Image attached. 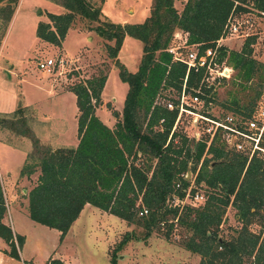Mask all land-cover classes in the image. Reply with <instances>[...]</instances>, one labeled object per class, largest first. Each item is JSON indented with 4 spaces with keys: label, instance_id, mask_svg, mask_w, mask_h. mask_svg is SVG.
<instances>
[{
    "label": "trees",
    "instance_id": "trees-1",
    "mask_svg": "<svg viewBox=\"0 0 264 264\" xmlns=\"http://www.w3.org/2000/svg\"><path fill=\"white\" fill-rule=\"evenodd\" d=\"M55 1L67 13L50 15L51 23H40L37 36L56 47L62 46L76 16L90 22H99L102 16V9L88 0ZM19 2L0 0L4 29L12 22ZM236 2L242 5L236 6ZM245 6L264 16V0H188L182 12L176 9L175 0H153L143 24L106 22L99 26L97 31L114 42L108 47L109 55L129 85L122 119L112 129L96 114L107 82V77L101 76L71 89L80 113L77 147L52 150L41 144L25 121L21 126L9 122L10 129L34 146L20 173L21 178L38 174L25 195L29 218L58 230L63 242L85 207L91 205L140 228L145 241L163 227L166 239L177 227L189 231L183 245L202 257L200 264H264V223L260 232L250 228L260 212L264 220V161L253 159L248 164V159L228 152L219 142L207 150L205 142L196 143L180 134L181 124L173 132L178 111L155 104L161 92L171 87L181 91L187 76V66L174 62L167 52L175 34H189V45L200 46L201 51L215 47L234 10L254 13ZM6 34L0 36V49ZM126 36L144 45L136 73H130L118 59ZM256 41L255 35L249 37L241 51L221 48V57L237 71L232 84L239 87L229 92L232 106L222 104L229 110L225 112L250 115L263 101L264 62L253 57ZM200 80V75L191 72L187 85L197 86ZM114 116L120 117L119 113ZM190 169L196 175L193 185L183 176ZM202 187L213 190L204 203L194 206L185 202L190 188L195 195ZM230 206L237 208L243 226L227 241L220 236V228ZM7 212L0 177V238L9 245V254L19 259L25 239L5 223ZM128 241L127 237L124 244ZM47 264L67 263L50 259Z\"/></svg>",
    "mask_w": 264,
    "mask_h": 264
},
{
    "label": "rangeland",
    "instance_id": "rangeland-1",
    "mask_svg": "<svg viewBox=\"0 0 264 264\" xmlns=\"http://www.w3.org/2000/svg\"><path fill=\"white\" fill-rule=\"evenodd\" d=\"M88 1L102 9L100 21L90 22L76 16L61 47L37 36L40 23H51L50 15L67 13L55 0H20L7 30L0 22V36L7 32L0 49V174L8 194V218L20 234L27 236L24 255L34 264H46L59 246L58 250L64 252L72 264H113L114 260L115 264H200L202 257L184 248L183 241L190 236L189 231L179 227L170 239H166L163 227L145 241L140 228L87 205L67 234L66 241L60 245L61 234L57 230L37 224L14 209L15 206L24 207L25 193L27 195L35 185L38 174H34L33 179L20 180L21 170L29 163L28 156L34 146L30 139L9 128L10 121L19 126L25 121L41 144L52 150L77 147L80 113L71 89L101 76H106L107 82L96 114L112 129L122 119L129 85L121 79L116 60L109 55L108 47L114 46V42L104 38L97 28L106 22L122 26L143 24L150 16L153 0ZM182 1L175 0L178 11L182 9ZM240 18L251 19L250 33L257 37L253 57L264 62V16L254 12ZM245 41V38L231 37L223 45L229 50L241 51ZM143 47L139 39L125 37L118 59L130 73L138 72ZM47 59L63 61V66L51 73L40 70L39 63ZM236 73L231 80L222 81L217 87V112L229 111L222 106L224 103L232 106L233 96L229 92L239 89L232 84ZM239 97L242 98V94ZM114 113H119L120 117L116 118ZM183 120L179 132L190 135L192 121L187 117ZM197 192L208 197L213 190L202 187ZM252 221L251 230L260 232L263 212ZM242 226L237 208L230 206L220 236L230 241ZM127 237L129 241L124 244ZM55 258H58L57 253Z\"/></svg>",
    "mask_w": 264,
    "mask_h": 264
},
{
    "label": "built area",
    "instance_id": "built-area-1",
    "mask_svg": "<svg viewBox=\"0 0 264 264\" xmlns=\"http://www.w3.org/2000/svg\"><path fill=\"white\" fill-rule=\"evenodd\" d=\"M237 5H242L236 2ZM252 10L251 6H245ZM251 13H247L250 16ZM245 15L233 11L225 27L223 37L217 41L215 47L201 51L200 46L189 45V34L177 32L167 52L173 55V61L187 66V76L181 91L171 87L161 92L156 105L168 111H178L173 132L178 125H182L184 118L191 119L192 133L188 138L196 143L205 142L207 150L213 143H221L228 152L236 153L248 159L264 161V100L259 103L256 111L250 115H236L233 113L217 112V87L222 81L231 80L235 74L234 69L227 64V58L221 57L223 42L231 37H251V19L242 20ZM63 66V61L47 59L39 63V69L53 72L57 67ZM194 72L201 76L197 86L188 87L189 74ZM163 122V121H162ZM190 169L184 178L194 184L195 177ZM192 177H194L192 179ZM179 187V185H178ZM206 201V196L197 192L192 195L191 188L187 191L185 202L197 206Z\"/></svg>",
    "mask_w": 264,
    "mask_h": 264
},
{
    "label": "crops",
    "instance_id": "crops-1",
    "mask_svg": "<svg viewBox=\"0 0 264 264\" xmlns=\"http://www.w3.org/2000/svg\"><path fill=\"white\" fill-rule=\"evenodd\" d=\"M22 1V0H21ZM187 1L188 0H183L182 2V9H181V11H179V12H182V10L184 9V6H185V4L187 3ZM175 3H177V2H175ZM177 9V8H176ZM178 10V9H177ZM108 126V125H107ZM111 128V127H110ZM0 177H1V174H0ZM33 176H31L30 178H28V177H24L25 179H31ZM24 178H21L20 180H23ZM2 179V183H3V186H4V190H5V181L3 180V178H1ZM33 179V178H32ZM20 180H19V182H20ZM14 182V181H13ZM15 183V185H16V181L14 182ZM13 184V183H12ZM12 191H15V189L13 188V190ZM24 192H27V190H24ZM8 194L6 193V191H5V196H6V199H7V201H8V196H7ZM25 195H26V193H25ZM27 200V199H26ZM27 204H28V201L26 202V204L24 205V207L23 208H18V207H16L15 206V211L17 212V214H19V213H23L24 215H27L28 216V211H27ZM9 206H8V211H9ZM20 215V214H19ZM34 222V221H33ZM5 223L7 224V225H9L12 229H13V231H14V233L17 235H21V236H23L24 237V239H25V242H24V245L22 246V248H19V256H20V258L19 259H16V258H13L9 253H10V247H9V245L3 240V239H1L0 238V264H34V262H33V260H30V259H27L26 258V256L24 255V250H25V248H26V245H27V236L26 235H22V234H20L16 229H15V227L13 226V224H12V222H10V220H9V218H8V213H7V215H6V217H5ZM58 231V230H57ZM59 232V231H58ZM61 233L59 232V235H60ZM66 241V237H65V239L63 240V242H61L60 241V245H62L64 242ZM60 247V246H59ZM58 247V248H59ZM58 248H57V250L50 256V258L47 260V262H46V264L48 263V261L50 260V259H61V260H63L64 262H66L67 264H72L71 263V261L68 259V256L66 255V254H64V252H61V251H59L58 250ZM59 252V253H58ZM57 253V257L58 258H55V254Z\"/></svg>",
    "mask_w": 264,
    "mask_h": 264
}]
</instances>
